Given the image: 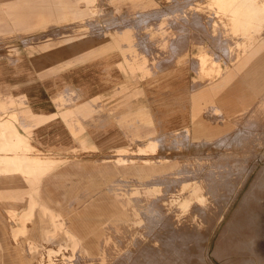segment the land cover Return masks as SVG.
<instances>
[{
  "label": "rangeland",
  "instance_id": "obj_1",
  "mask_svg": "<svg viewBox=\"0 0 264 264\" xmlns=\"http://www.w3.org/2000/svg\"><path fill=\"white\" fill-rule=\"evenodd\" d=\"M111 1L96 0L91 18L89 11L81 9L80 15L72 20L36 22L24 29L17 26L8 10H18L29 0H0V119L12 112L22 118L32 110H56L55 105H60L57 99L70 92L79 94V99L69 109L81 107L91 112L94 119L88 127L93 146L78 147L74 143L73 149L59 148L52 152L61 162L64 177L72 174L75 178L61 177L43 190L47 192L43 195L47 202L56 200L53 208L44 207V216L50 219V227L61 220L66 229L90 204L92 212L98 208L106 212L97 225L87 230V237L83 236L84 243L87 239L99 242L85 243L87 259L85 256L78 261L66 259L70 251L57 249L69 244L63 237H57L59 246L41 244L38 259L31 258L29 264L35 261L48 264V250L53 264H264V242L263 247L258 242L257 250L252 249L251 253L245 249L259 235L243 226L236 228L235 232L242 229V234L235 233L234 238L230 225H239L237 221L243 220L246 209L255 213L264 211V202L253 203L258 196L264 200V87L255 93L241 74L240 85L253 98L250 102L237 101L236 91L227 97L225 87L214 93L202 85L207 79L198 76L194 65L196 54L204 49L216 64L232 68V58L242 55L246 37H231L223 25L227 20H217L215 16L213 0H115L113 4ZM159 27L167 29V38L157 30ZM258 33L264 34V30ZM127 54L135 55L139 62L145 57L148 66L165 59L170 62L164 69L182 66L180 87L175 89V83H168L164 92L158 90L160 83H156L148 88L147 77H140L144 71L116 68V63L122 62ZM160 70L163 69L157 72ZM110 72L112 76L108 77ZM53 77L57 86L52 83ZM262 77L259 75L258 79ZM64 81L70 86H58ZM120 93H127L126 100H119ZM21 94L27 96L26 103L18 106L24 107L8 108V100ZM202 95L214 98L199 101L200 112L194 118L191 110ZM171 96L182 100L180 110H166V104L174 100H170ZM4 101H8L6 107ZM58 120L54 123L56 141L68 136L67 127ZM74 120L72 126L77 124V118ZM182 125H187V132ZM127 127L139 132H127ZM142 128L147 130L146 134L141 133ZM43 135L46 146L51 137ZM121 136L127 147L117 150ZM149 143H154V149ZM257 149L262 152L260 161ZM235 161L240 162L239 166H234ZM253 162L255 169L248 181L231 199L240 183L238 176ZM136 166L147 168L145 173L149 176L140 178L133 174ZM225 168L241 173L229 175L228 192L219 201L220 208L205 216L201 229L193 237L188 220L193 204L183 211L178 203L182 199L178 190L182 184L195 182L203 186L202 193L207 197L208 187ZM4 177L7 176L0 175V179ZM20 177L35 181L32 177ZM255 180H261V184L251 186ZM4 185L0 187V196ZM144 187L149 192L140 194ZM22 190L26 196L37 194L35 187ZM225 202L229 206L222 215ZM122 216L139 218L145 229L132 232L119 222ZM166 219L168 232L162 229ZM95 230L99 233L95 234ZM25 237L21 234L19 240ZM22 246L23 253L30 258L24 242ZM10 257L8 264H19Z\"/></svg>",
  "mask_w": 264,
  "mask_h": 264
},
{
  "label": "bare ground",
  "instance_id": "obj_2",
  "mask_svg": "<svg viewBox=\"0 0 264 264\" xmlns=\"http://www.w3.org/2000/svg\"><path fill=\"white\" fill-rule=\"evenodd\" d=\"M95 1L96 0H90L88 2H84L81 5L85 8H88V11L90 13V18L94 16V12L96 10L95 8ZM102 1V0H101ZM100 2V1H99ZM89 4V5H88ZM213 4L215 7V16L217 20H227V22H224L223 25L227 27V30L229 31V34L231 37H235L236 35H241L246 37L247 43L244 47V51L242 52V55L233 59V63L231 66L232 68L227 69L226 64L221 67L220 65L216 64L217 61L212 58V55L208 53L209 51H206L204 49H200L199 52L196 54L194 65L196 69V73L198 76L207 79L206 81H203L202 85L211 88L214 93L220 92V89H223L224 87L227 88L228 96L234 93L236 91L235 98L236 100H246L250 102L252 100V95L248 93H244L243 87L240 85L241 82L239 80V76L241 74L246 76L247 84L251 86L255 93H259L260 89L264 87V34L258 33L262 30H264V0H213ZM103 5V4H102ZM99 9V7H98ZM101 9V8H100ZM103 9V7H102ZM101 11V10H100ZM104 13V10H102ZM100 15V14H99ZM98 15V16H99ZM160 31V33L163 35V37L168 36V31L165 27H159L157 29ZM260 37V38H259ZM256 41V39H258ZM260 42V44H256ZM116 51V49H114ZM111 59L113 57H110ZM146 58L142 57L141 62L138 61V58L134 55L132 57L125 55L123 56V61L116 63V68L123 69L127 68L130 70H141L146 73L140 74V77H147L146 85H148V88L152 84L160 83L159 91L167 89L168 83H175V89H178L182 82V72H184V68L182 66H177L175 69H164L167 67V61L162 60L158 62L155 65L148 66L146 64ZM235 59V60H234ZM181 63H184L181 61ZM154 68L156 70H154ZM163 69L157 72V70ZM148 70V71H146ZM111 71V68L109 69ZM113 72H110L107 76L111 77ZM135 74V73H133ZM131 74L134 79L136 78V75ZM259 75H263L262 78H259ZM91 83H94L93 80L89 79ZM74 82H77L76 80ZM52 83L57 86L55 83V77L52 78ZM80 83V82H79ZM79 83H74V85H79ZM262 84V85H261ZM167 85V86H166ZM58 86H65L68 87L70 85H66L65 81L63 84ZM73 87V84H72ZM162 87V88H161ZM166 88V89H165ZM69 90H72L74 88H67ZM122 94V93H120ZM127 93H124L121 95L119 100L122 102L126 100ZM25 95L21 94L17 97H11L9 101V105H7L8 108H15L18 107H24V106H18L21 104L26 103L25 102ZM214 98V96H199L197 98L196 104L193 106L191 113L194 115V118H197V115L199 114V101L201 102H207L208 100L205 98ZM32 97H29V99ZM79 99V94H74V92H70L66 96H61L58 98V102H60V105H55L56 110H47L45 108H41L40 110H37L34 112L27 113L26 115H22V118H17L16 116H13L15 112H12L9 115H5L0 119V175H22V176H28L32 177L34 180H40L44 175H46L47 178L41 179V181H47L49 179V172L55 171L53 177H63L64 180H71L75 177L72 174H68L67 177H64L65 174L60 170L59 165H61L60 160L55 159L54 156H52V152L55 149L63 148L65 150L73 149L75 146L79 147L80 144L85 146H93L94 144L90 140V131L88 129L89 124H93V117L91 118L90 113L91 112H85L81 107H75L74 109H69L71 104L75 100ZM174 99L171 103L166 104V110L172 111V110H180L183 106L182 100L178 97L171 96L170 100ZM129 100V99H128ZM8 101H4V106ZM219 102H223L222 96L219 97ZM79 102V104H83ZM126 101L123 103L125 104ZM26 105V104H25ZM119 103H117V106ZM6 107V106H5ZM31 108V107H30ZM28 118V119H27ZM77 118L76 125H73V120ZM62 120V122L65 124L67 128V135L68 136H62L56 141V128L55 124L56 122H59V120ZM96 119V118H95ZM75 121V120H74ZM202 127V126H201ZM201 127H198V129H201ZM183 131L187 132V125L183 127ZM204 128V127H202ZM142 130V132H141ZM140 132L143 134H146L147 130L141 129ZM123 131V130H122ZM121 131V132H122ZM136 132L138 133L139 130L137 128L131 129L130 127H127V132ZM120 132V133H121ZM51 137V142H48L46 146H43L45 142V137L43 134H46ZM73 143L71 144V142ZM119 147L117 150H123L125 147H127L123 137L121 136V140H119ZM85 146H80V148H84ZM148 146L153 147L154 149V143H149ZM79 151V150H78ZM257 157L260 161L262 152L259 151V149L256 150ZM256 158V159H257ZM240 162L235 161L234 166H239ZM252 166L246 170L244 174H242L241 177L238 176V181L240 180V183L238 184V188L235 189V194L232 196L231 199H234L235 196L238 194V191L243 187V185L248 181L249 176L251 175V172L253 169H255V163L251 164ZM147 171V168L136 166L133 168V174L137 175L140 178H144L146 176H149V173H145ZM235 173H241V170H232L225 168L220 175L218 176L217 180L212 183L207 191L208 195L207 197H204V194L202 193L203 186L196 184L195 182L189 183V184H182L179 188V192L181 193L182 199L178 201L180 207L182 210H187L190 205L193 204L191 207V210L188 215V220L191 223V230L193 228L194 235L197 232V230H200L202 227V224L206 219L205 216L212 213L216 210V208L219 207V201L221 202L222 199L226 196L223 194L228 192L227 189V180H229V175ZM213 177V176H210ZM12 179V178H10ZM257 179V177H256ZM231 180V179H230ZM261 184V180H258V182L255 180L251 184ZM222 190V191H221ZM22 192V191H21ZM51 193V189L48 191ZM140 194H144L149 192L145 187L139 191ZM251 192V190L249 191ZM186 195H182L185 194ZM44 195V193H43ZM43 195L41 196L43 198ZM55 196V195H54ZM88 196H91L90 194ZM180 196V197H181ZM24 199H19L16 202H14L13 206H19L24 203ZM28 209H23L24 212L19 216L16 215L13 211H7L8 219L10 221L17 220L21 224H24V222L29 219L32 215L34 216V220L37 219L38 214L34 212L33 208L35 206L36 200L33 198H29L28 200ZM262 203L264 200L259 196L256 197L255 201L253 203ZM228 202H225L224 205L225 208L221 210L222 215L227 211V208L229 204ZM212 204H214V208H212ZM96 205V204H93ZM98 208V207H97ZM117 208V206H116ZM220 208V207H219ZM92 204L89 206H86L78 215V217L75 219V222L69 225L66 229L63 228V223L61 220L54 221L53 228L51 232H48L46 230H42V236H40L37 241L29 238L26 241V247L28 251H30L31 258H37L38 252L40 248H37L36 242L41 244H49V243H56L60 239H57V237H63L65 242L69 244V246H59L58 243V251H64L69 250L70 256L67 258H74L79 259L81 256H85L87 259V256L89 255L85 251V243L88 241L89 243H96L98 245L97 239L95 240H86L85 243L83 242V236L87 237V230L92 228L93 226L97 225L98 222L103 219V215L106 214L104 210H101L98 208L96 212H92ZM39 210L43 211L44 213V206L43 204L39 205ZM244 214L243 220H239L237 222H240L239 225L237 223L230 224L233 233H231L232 237L236 236L235 233L240 232L242 234V229L239 231H236V228L239 229V227H246L248 228L251 233L254 235H259L257 240H253V245L250 246V244H247L245 249L251 253L252 249L257 250L258 242L263 247L264 242V211L261 210L260 212L252 211L246 209ZM255 213V214H254ZM255 216V217H254ZM122 221L127 225L129 229H132V232L137 233L140 230L145 229V226L141 224V220L137 217L128 218L127 217H120L119 222ZM91 224V225H89ZM216 224V223H214ZM88 225V226H87ZM216 225H214L213 228H215ZM162 229L165 231H169V225L167 224V219L165 220L164 224L162 225ZM213 230V229H212ZM192 231V232H193ZM211 231V230H210ZM39 233L40 230L35 231V233ZM209 232V231H208ZM212 232V231H211ZM209 232V234L211 233ZM18 233V230H13L12 236L16 238ZM99 232L95 230V234H98ZM214 233V232H213ZM212 233V234H213ZM211 234V235H212ZM91 235V233H89ZM210 235V236H211ZM209 236V237H210ZM209 241V238H208ZM233 241V240H232ZM137 240H133V243H136ZM210 242V241H209ZM209 242L205 245V249H207ZM232 243V242H231ZM62 245V244H60ZM46 246V245H45ZM46 248V247H45ZM47 249V248H46ZM93 252V251H91ZM50 251H47V261L48 264L51 263ZM230 254V253H229ZM63 256L64 253H61ZM67 255V254H66ZM235 256V255H234ZM241 256V255H236ZM60 258V257H59ZM38 259V258H37ZM36 259V260H37ZM8 258H5L2 260V263L0 261V264H8L6 261H8ZM45 260V259H44ZM93 260V259H92ZM59 261V260H58ZM74 261V260H73ZM76 261V262H77ZM5 262V263H4ZM30 262V261H29ZM27 263H19V264H29ZM37 261H35L36 263ZM34 263V262H33ZM34 263V264H35ZM75 263V262H74ZM46 264V263H45ZM73 264V263H72Z\"/></svg>",
  "mask_w": 264,
  "mask_h": 264
},
{
  "label": "crops",
  "instance_id": "obj_3",
  "mask_svg": "<svg viewBox=\"0 0 264 264\" xmlns=\"http://www.w3.org/2000/svg\"><path fill=\"white\" fill-rule=\"evenodd\" d=\"M88 1L90 0H29L30 3L26 6L22 4L20 9L8 10V12L16 22L17 26L25 29L27 27H30L32 24H37L36 22H50L53 20L57 22H63L65 20H72L73 17H78L80 15L81 9H85L88 12V8H85L81 5L82 3ZM114 1L115 0L111 1V3L113 4ZM54 172L55 171H50L48 173L49 179L47 181H41V179L47 178L46 175H44L40 180L38 179L35 181L30 179L24 180L22 179V177L16 175L7 176L0 179V187L1 185H3V183L5 184V190L1 192L2 196H0V213L1 211L4 212V214H0L1 263L4 257L11 259V255L14 257L13 259L18 261L19 263L29 262L31 259V255L30 258H28L23 253L22 243L24 242L26 245V241L29 238L37 241V239L39 238L38 234L42 236V230L51 232L52 227H50V219H48L46 215L44 216L43 211L39 210V205L43 204L44 207L53 208L56 204V200L54 202H47L44 197H41L43 193L44 195L47 193L43 192V190L51 187V182L61 180L60 177H53ZM25 187H35L37 189V194H30L26 196L24 194V191L22 190V188ZM24 198L25 205L23 203L19 206H13L14 202ZM29 198H33L36 200L33 210L38 214L39 217L34 220L32 212L31 217L27 219L24 224H21L17 220L10 221L8 219L7 211H13L16 213V215L20 216L24 212L23 209H28ZM7 229L9 230L8 233L6 232ZM16 229L18 230V233L16 238H14L12 234L13 230ZM38 230H40V232L35 233V231ZM21 234L26 236L23 241L19 240V236ZM36 246L37 248H39L40 245L38 242H36ZM12 250L17 253H14Z\"/></svg>",
  "mask_w": 264,
  "mask_h": 264
}]
</instances>
